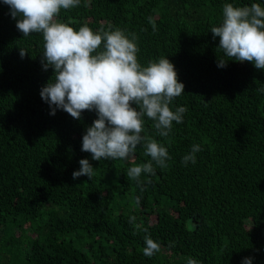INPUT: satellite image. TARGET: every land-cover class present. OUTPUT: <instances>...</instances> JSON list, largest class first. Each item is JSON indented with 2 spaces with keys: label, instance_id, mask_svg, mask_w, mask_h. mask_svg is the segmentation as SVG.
I'll list each match as a JSON object with an SVG mask.
<instances>
[{
  "label": "trees",
  "instance_id": "16d2710c",
  "mask_svg": "<svg viewBox=\"0 0 264 264\" xmlns=\"http://www.w3.org/2000/svg\"><path fill=\"white\" fill-rule=\"evenodd\" d=\"M264 0H81L57 17L75 30L122 29L138 37L142 66L167 58L186 107L160 137L145 117V132L171 157L141 183L129 167L151 158L137 146L127 160H92L82 137L97 119L63 110L50 115L40 90L42 34L28 37L0 0V264H264V70L226 57L211 28L223 6ZM151 18V20L149 19ZM20 50L28 54L23 58ZM218 59L228 62L218 67ZM135 107V105H133ZM199 144L196 163L181 161ZM81 159L96 169L73 179ZM139 198V204L136 203ZM135 221L130 223V217ZM161 245L143 255L144 229Z\"/></svg>",
  "mask_w": 264,
  "mask_h": 264
},
{
  "label": "clouds",
  "instance_id": "9594fccd",
  "mask_svg": "<svg viewBox=\"0 0 264 264\" xmlns=\"http://www.w3.org/2000/svg\"><path fill=\"white\" fill-rule=\"evenodd\" d=\"M81 0H3L16 20L17 29L28 37L42 34L44 52L41 64L45 71L52 68L54 76L40 90L41 99L49 105L50 115L63 110L80 120L84 111H95L97 119L82 137V151L91 153L92 160H127L134 157L137 146L151 159L147 163L128 168L127 177L141 183L145 174L148 183L156 175V168L167 167L171 159L167 148L145 132V117L153 121L160 137L167 138L173 122L183 123L186 107H170L175 98L184 93L185 85L178 80L174 65L164 57L142 66L138 59V37L119 28L93 31L87 25L79 30L57 17L61 10L80 5ZM223 19L211 28L213 39L219 38V47L226 57L238 62H250L264 70V6L260 3L223 6ZM151 20V18H149ZM28 53L20 50L23 58ZM228 62L218 59V67ZM264 92V88L259 89ZM135 105V107L133 106ZM201 146L194 144L181 163H196ZM79 171L73 179L87 176L92 180L96 169L88 159L79 161ZM139 204V198L136 201ZM135 221L130 217L129 222ZM143 255L151 258L161 251L148 230L144 229ZM187 264H197L187 258ZM242 264H252L245 258Z\"/></svg>",
  "mask_w": 264,
  "mask_h": 264
},
{
  "label": "rangeland",
  "instance_id": "374dc122",
  "mask_svg": "<svg viewBox=\"0 0 264 264\" xmlns=\"http://www.w3.org/2000/svg\"><path fill=\"white\" fill-rule=\"evenodd\" d=\"M17 263H18V264H21V261H20V260H18V261H17Z\"/></svg>",
  "mask_w": 264,
  "mask_h": 264
}]
</instances>
